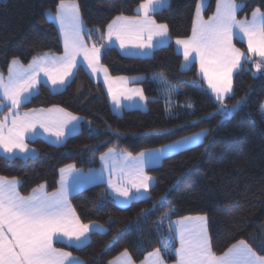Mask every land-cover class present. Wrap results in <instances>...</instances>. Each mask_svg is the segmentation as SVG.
Returning a JSON list of instances; mask_svg holds the SVG:
<instances>
[{"label": "trees", "instance_id": "16d2710c", "mask_svg": "<svg viewBox=\"0 0 264 264\" xmlns=\"http://www.w3.org/2000/svg\"><path fill=\"white\" fill-rule=\"evenodd\" d=\"M198 0H170L153 14L168 26L171 40L151 54H123L114 45L102 48L100 62L113 76L143 74L137 81L146 99V109L125 108L116 113L100 81L79 65L65 87L51 91L40 84L37 92L20 109L61 106L83 117L79 132L57 146L42 138L30 143L34 157L0 154V175L19 179V192L27 195L40 183L48 190L57 187L59 170L67 164L91 168L109 148L129 153L154 148L186 134L206 129L204 139L163 157L147 167L154 180L147 196L118 204L104 182H96L70 195L81 222H100L103 231L93 230L82 246L57 242L83 260V264H106L127 249L139 262L150 251L161 248L165 262L176 259L166 237L169 221L186 215L203 214L213 251L219 255L231 244L245 240L264 256V73L250 69L233 76V91L224 103L230 115H222L220 102L197 73L196 63L181 69L182 54L173 40L191 35ZM238 16L249 15L264 0H239ZM141 0H77L87 34L97 46L107 26L119 15H135ZM59 0H0V72L6 74L13 57L28 63L34 56L61 53L59 33L46 11H54ZM208 0L204 14L215 9ZM235 44L245 50L239 39ZM244 67V66H243ZM244 103L233 111L238 100ZM191 104V107L188 105ZM6 109L0 111L2 117Z\"/></svg>", "mask_w": 264, "mask_h": 264}, {"label": "snow or ice", "instance_id": "6c2138e0", "mask_svg": "<svg viewBox=\"0 0 264 264\" xmlns=\"http://www.w3.org/2000/svg\"><path fill=\"white\" fill-rule=\"evenodd\" d=\"M168 2L141 0L136 15L116 16L101 39L111 43L115 38L121 49L132 46L140 50L152 48L156 41L163 42L168 37V26L157 24L153 14L166 7ZM206 4L207 0H198L191 35L177 39L176 44L182 48L184 66L198 60L199 70L208 87L221 107L226 108L224 100L233 91L235 70L257 56L260 59L255 62L256 70L264 71V11L254 9L251 20H238L240 5L236 0H216L215 13L205 19L203 12ZM54 18L63 36L64 54L34 56L26 67L18 57H13L7 78L0 73V109H6L0 117V150L8 155L17 151L27 154L30 149L25 142L26 136L35 133L37 127L59 140L69 125L80 119L63 108L19 111L30 98L41 72L53 85H63L73 75L77 58L82 56L93 74L103 71L109 94L117 105L120 104L117 92L108 79V70L100 63L101 49L105 45L93 43L89 47L85 43L77 0H59ZM237 35L246 40V52L233 44ZM117 79L126 81L125 77ZM129 93L128 99L133 96L144 99L140 89L129 90ZM242 103L243 99L238 100L231 106L232 110L235 111ZM188 106L191 107V104ZM261 114L264 116V106H261ZM201 135L194 133L151 150L155 154L153 162L159 163L165 151L176 152L185 145L199 143ZM101 160L105 161L104 170L108 172V188L122 197V202H127L134 195L143 198L148 193L153 178L145 172L148 162L145 152L133 156L109 148L101 155ZM75 171L73 165L62 168L60 186L54 192H47L45 185L40 184L28 196L20 194L15 177L0 176V264H74L77 258L69 251L54 247V241L67 238L69 243L82 246L94 229L104 230L101 224L81 222L69 203L70 192L76 187L70 180ZM165 236L178 241V246L173 245L175 264H264V256H258L245 240H239L222 255H217L211 247L205 215L183 216L174 222L170 220ZM117 262L133 264L127 249L109 264ZM141 264H164L162 249L149 252Z\"/></svg>", "mask_w": 264, "mask_h": 264}, {"label": "crops", "instance_id": "0c3cea01", "mask_svg": "<svg viewBox=\"0 0 264 264\" xmlns=\"http://www.w3.org/2000/svg\"><path fill=\"white\" fill-rule=\"evenodd\" d=\"M169 2H170V0H169ZM169 2H168V4H169ZM207 3H208V0H207ZM138 8V7H137ZM56 10H57V8L54 10V11H46V17H48V19L49 20H51V21H53V23L56 25V27H57V30H58V33H59V38H60V41H61V45H62V52L61 53H53V52H46V53H49L50 55H54V56H61V55H63L64 54V43H63V36L61 35V33H60V29H59V24L56 22V20H55V18H54V14H55V12H56ZM136 15V14H135ZM211 15V14H210ZM209 15V16H210ZM125 16V15H124ZM130 16H134V15H130ZM80 17H81V15H80ZM154 19V18H153ZM81 20H82V18H81ZM157 24H163V23H158V22H156ZM82 24H83V31H84V33H85V35H84V40H85V43L89 46V47H91L92 46V44H93V41L92 40H90L89 38H88V35H87V30H86V27H85V24H84V22H83V20H82ZM178 39H185V38H178ZM171 40V38H170V35H169V32H168V37H167V39H165L163 42H160V41H156L155 43H154V46L152 47V48H148V49H144V50H140V49H138L137 51H136V53H134L135 55H140V56H145V55H149V54H151L152 53V51L156 48V47H158V46H161V45H165V44H167V43H169V41ZM176 40L177 39H175V40H173V43H174V46H175V49L178 51V52H180L181 54H182V62H183V60H184V56H183V52L181 51V50H179L180 48V46L179 45H177L176 44ZM240 40V39H239ZM242 42H244V41H242ZM110 45H114V46H116L120 51H121V53H123V54H130V55H132L131 53H129L128 51L129 50H125V49H121L120 48V45H119V42L118 41H116L115 40V38H113V40H112V42L111 43H109V42H105V46H110ZM130 48H134V47H132V46H130ZM101 52H102V49H101ZM40 55H42V54H40ZM77 60H78V64H77V67L79 66V65H81V66H83L85 69H86V71L89 73V75L91 76V78L93 79V80H95V81H100L101 83H102V85H103V87H104V89H105V92H106V95H107V98H108V100H109V102H110V106H111V108H113V104H112V100H110V98H109V92H108V84H106L105 83V74L103 73V71H100L99 73H97V74H93L92 72H91V70L87 67V62L86 61H84L83 60V57L82 56H80V57H78L77 58ZM31 61H32V59H31ZM30 61V62H31ZM21 62V61H20ZM30 62H28V63H22L25 67L30 63ZM182 62H181V64H182ZM193 62H195L196 63V66H197V73L199 74V76L204 80V82H205V84H206V86H207V88L209 89V91L212 93V95H213V92H212V90L208 87V84H207V81L204 79V76H203V73H201L200 72V66H199V62H198V60H192V63ZM11 63V62H10ZM101 63V62H100ZM103 65V64H102ZM77 67L76 68H74L73 69V75H74V73H75V71H76V69H77ZM1 73V72H0ZM109 74V73H108ZM4 75V77H5V79L7 78V75H8V70H7V73L6 74H3ZM73 75H71V76H69L66 80H65V83L63 84V85H60V84H57V85H53L52 83H51V81L48 79V77L47 76H45L44 75V73H40V76H39V82L37 83V85H36V87L32 90V94H31V96H33L36 92H37V90H38V87H39V85L42 83V84H44V85H46V86H48V88L51 90V91H58V90H61L63 87H65V85L71 80V78L73 77ZM102 75V76H101ZM118 77H125L126 78V81H121V80H118L117 78ZM141 75H134L133 77L132 76H123V75H119V76H113V75H111V74H109L108 75V79L112 82V86L115 84L117 87H119L120 88V90H122V91H124V93H126V95L128 96L130 93H129V90H132V89H140V90H142V88L140 87L141 85L139 84V83H137V81L138 80H140L141 79ZM142 92H143V90H142ZM30 96V97H31ZM143 96H144V99H141L139 96H133L132 97V99H128V100H125L124 101V106H123V108L122 109H124V108H126V107H140V108H142L143 106H144V104H145V95H144V93H143ZM214 96V95H213ZM30 99V98H29ZM28 99V100H29ZM116 106H118L117 104H116ZM55 108H63V107H61V106H58V105H52V106H48V107H33V108H28V109H20L19 111L21 112V113H23V112H27V111H29V110H33V109H35V110H41V109H43V110H47V109H55ZM63 109H65V108H63ZM114 109V108H113ZM2 109H0V111H1ZM67 112H71V111H69V110H67V109H65ZM72 113V112H71ZM73 115H75V116H77V117H79L80 119L79 120H77V121H75V122H73L71 125H69V127L66 129V132H65V135L63 136V137H61L59 140H57V138L55 137V136H52V135H49L48 133H46V132H44V130L43 129H40L39 127H37V129H36V131H35V133H29L27 136H26V140H25V142L28 144V147H29V149H30V151L27 153V154H24V153H20V152H16L14 155H8V154H6V153H4L2 150H0V154H2V155H4V156H6V157H21V158H28V157H34V156H36L37 155V150H36V148L30 143L31 141H33L34 139H36V138H42V139H44V140H46V141H48L49 143H51V144H53V145H57V146H60V145H63L64 143H65V141H66V139L70 136V135H73V134H75V133H77V132H79L80 131V129H81V122H82V120H83V117L82 116H80V115H78V114H75V113H72ZM100 164V163H99ZM64 168H66V167H64ZM76 168H78V167H76ZM75 168V169H76ZM77 170V169H76ZM1 176V175H0ZM60 176H61V173H60V175H59V179H58V184H57V187L54 189V190H48V187H47V184L46 183H40V184H44L45 185V190L47 191V192H54L59 186H60V184H59V181H60ZM8 178H12V177H8ZM17 179V178H16ZM17 181H18V186H19V179H17ZM104 182L105 184H106V186H107V189H108V192H109V188H108V185H107V182H106V180L105 179H103V180H98L97 182ZM92 183H94V182H92ZM39 184V185H40ZM89 184H91V183H89ZM151 184H152V182H151ZM79 185H81V184H79ZM76 186V187H74V190H72L71 192H70V195L71 194H73V193H75V192H77L78 190H80V188H83V187H86V186ZM17 186V187H18ZM38 186V185H37ZM37 186H35V187H37ZM34 187V188H35ZM80 187V188H79ZM18 191H19V189H18ZM31 191H32V189H31ZM31 191L27 194V195H24V196H28V195H30L31 194ZM21 194V193H20ZM109 194H111L110 192H109ZM22 195V194H21ZM70 195H69V197H70ZM112 195V194H111ZM112 197H114L113 195H112ZM115 200V199H114ZM69 203H70V200H69ZM71 207H72V205H71ZM73 208V207H72ZM74 209V208H73ZM77 214V213H76ZM198 215H203V214H196V215H186V216H198ZM206 216V215H205ZM181 217H183V216H181ZM207 217V216H206ZM178 218H180V217H178ZM178 218H175V219H173L172 220V222H174V221H176ZM207 229H208V219H207ZM95 230V229H94ZM100 231V230H99ZM208 234H209V231H208ZM210 238V237H209ZM90 239V234H89V237H88V240ZM88 240H87V242H88ZM57 242H62V243H66V244H69V245H73V246H78L77 244H75V243H69L68 241H67V238H62L61 240H56V241H54V247H56V248H61V249H64V248H62V247H59V246H57ZM238 242V241H237ZM236 243V242H235ZM234 244V243H233ZM233 244H231L228 248H230ZM84 245V244H83ZM177 246H178V241H177ZM228 248L225 250V251H227L228 250ZM65 251H69V250H67V249H64ZM153 251V250H152ZM152 251H150V252H152ZM224 251V252H225ZM254 251V250H253ZM70 252V251H69ZM121 252H123V251H121ZM120 252V253H121ZM223 252V253H224ZM120 253H118L116 256H114V257H112V258H110L107 262H106V264H109V261H112V260H114L117 256H119V254ZM129 253V252H128ZM223 253H221V254H219V255H222ZM73 254V253H72ZM148 254V253H147ZM147 254L145 255V257L142 259V260H140L139 262H136V261H134L133 260V258L131 257V255H130V253H129V256H130V258H131V260H132V262H133V264H141V261H144L145 259H146V257H147ZM257 254V253H256ZM258 256H260L259 254H257ZM73 257H75V258H78V257H76L75 255H73ZM80 258V257H79ZM175 262H176V259L173 261V262H165V260H164V264H175ZM74 264H83L82 262H81V259H76L75 261H74ZM117 264H120V262H117Z\"/></svg>", "mask_w": 264, "mask_h": 264}, {"label": "rangeland", "instance_id": "374dc122", "mask_svg": "<svg viewBox=\"0 0 264 264\" xmlns=\"http://www.w3.org/2000/svg\"><path fill=\"white\" fill-rule=\"evenodd\" d=\"M198 2V1H197ZM236 3L238 4V5H240V8H239V10L241 9V7H242V2L241 1H239V0H236ZM208 4V3H207ZM207 4H206V6H207ZM206 8V7H205ZM255 9H257V8H255ZM205 10V9H204ZM239 10L237 11V14H238V12H239ZM254 10V9H253ZM253 10L250 12V14L247 16V15H243V16H238L237 15V19L238 20H245V19H247V20H251L252 19V12H253ZM215 11H216V4H215V9H214V11H213V13H211V15L210 16H212L214 13H215ZM50 12V11H49ZM194 13H195V11H194ZM203 15H204V18L205 19H208V17H210V16H206L205 14H204V12H203ZM47 16V15H46ZM48 18V17H47ZM88 35V34H87ZM88 38L90 39V40H92V38L90 37V35H88ZM235 39H240L241 41H244V43H245V47H246V49L245 50H242L239 46H237L236 44H235V42H234V40ZM233 44L236 46V47H238V48H240L242 51H245L246 52V50H247V43H246V40H242L241 39V36L240 35H237V36H235L234 38H233ZM180 49L179 50H181L182 51V48L181 47H179ZM125 50H129L128 52L129 53H131L132 55H135L134 53H136V51L138 50L137 48H130V46L128 47V48H126ZM183 52V51H182ZM259 57H257V56H253L252 57V59L251 60H248V61H246V62H244L243 63V66L244 67H241V68H239V69H237V70H235L234 71V73H233V76H234V74L237 72V71H239V70H241L242 68H244V69H250L251 71H252V73L254 74V75H257V74H259V73H264V71H261V72H258L257 70H256V67H255V62L256 61H259ZM102 64V63H101ZM192 64V61H190L188 64H187V66H184L185 65V62H184V60H183V62H182V64H181V69H187V68H189V66ZM104 66V65H103ZM88 67V66H87ZM105 67V66H104ZM90 69V68H89ZM91 70V69H90ZM92 72V71H91ZM109 73V72H108ZM109 75V74H108ZM139 75H141V76H144L143 74H139ZM102 76V75H101ZM123 76H125V75H123ZM134 76V75H133ZM132 76V77H133ZM233 79V78H232ZM113 87V89L117 92V95H118V98H119V100H120V104L118 105V106H116V103L113 101V99H112V96L109 94L108 96H109V98H110V100H112V104H113V111L114 112H116V113H121L124 109H122L123 108V106H124V101L125 100H128V98H127V95H126V93H124V91H122V90H120V88L119 87H117L115 84L112 86ZM141 87V86H140ZM64 88V87H63ZM62 88V89H63ZM142 88V87H141ZM213 95H214V98H216L215 97V94L213 93ZM126 108H132V107H126ZM147 108V105H146V100H145V104H144V106L142 107V109H146ZM220 109L222 110V112L224 113V112H228V111H230L231 110V108H229V107H226V108H222L221 106H220ZM206 132H207V130L206 129H200V130H198V131H195V132H192V133H190V134H186V135H184V136H182V137H179L178 139H176V140H173V141H170V142H168V143H165V144H163V145H160V146H157V147H154V148H149V149H146V150H142V151H140V152H138V153H131L133 156H136V155H138L139 153H141V152H145V154H146V159H147V165H146V167H145V172H146V174L147 175H149V176H151L152 178H153V180H154V177H153V175H151V173H149V172H147V170H146V168L147 167H150V166H155V165H157V164H159V163H154L153 162V160H152V157H153V155H155L151 150H153V149H160V148H162L164 145H169V144H172V143H174L175 141H179V140H181L183 137H185V136H191L192 134H194V133H202V135H201V138H200V142L204 139V136H205V134H206ZM191 145H194V144H188V145H185L184 147H182L180 150H182V149H185V148H187V147H189V146H191ZM116 150L118 151V152H123V153H129V152H126V151H124V150H119V149H117L116 148ZM108 151V150H107ZM107 151H105V152H107ZM104 152V153H105ZM177 152V151H176ZM172 153H174V152H168V151H165V154H164V156H166V155H169V154H172ZM103 154V153H102ZM101 154V155H102ZM101 155L99 156V165L98 166H96V167H91V168H82V167H78V168H76L77 166H75L74 164H67V165H65V166H63V167H61L60 168V170L62 169V168H64V167H66V166H68V165H73L74 166V168H76L77 169V171H75V172H73V174H72V177L70 178V180H71V182L74 184V185H76V186H78L79 184H81V185H79L80 187L81 186H89L90 184L89 183H91V184H93L92 182H94V183H96L98 180H103V179H105L106 180V182H107V178H108V172L107 171H105L104 170V165H105V161H103V160H101ZM60 170H59V175H60ZM60 178H61V176H60ZM152 180V181H153ZM86 186V187H87ZM79 187V188H80ZM83 188H85V187H83ZM80 189H82V188H80ZM109 192L114 196L113 198L115 199V201L118 203V204H120V205H122V206H125V205H127V204H129L132 200H137V199H139V198H137L135 195L130 199V200H128L127 202H122L123 201V198L122 197H119V196H117L115 193H113L112 192V190L109 188ZM148 194V193H147ZM147 194L145 195V196H147ZM144 196V197H145ZM70 205H71V203H70ZM86 223H95V224H101V225H103L104 226V230L106 229V226L104 225V224H102V223H100V222H96V221H92V222H86ZM72 255H74V254H72ZM76 256V255H75ZM76 257H78V256H76ZM77 259H81V258H77ZM81 262L83 263V260L81 259Z\"/></svg>", "mask_w": 264, "mask_h": 264}]
</instances>
